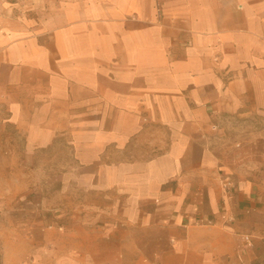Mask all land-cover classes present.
Segmentation results:
<instances>
[{"label":"crops","instance_id":"crops-1","mask_svg":"<svg viewBox=\"0 0 264 264\" xmlns=\"http://www.w3.org/2000/svg\"><path fill=\"white\" fill-rule=\"evenodd\" d=\"M16 2L0 14L1 132L67 147L107 222L163 229L179 259L264 237V174L232 146L264 118V0Z\"/></svg>","mask_w":264,"mask_h":264},{"label":"rangeland","instance_id":"rangeland-1","mask_svg":"<svg viewBox=\"0 0 264 264\" xmlns=\"http://www.w3.org/2000/svg\"><path fill=\"white\" fill-rule=\"evenodd\" d=\"M26 7L0 0L1 15ZM251 124L255 135L231 142L261 179L264 118ZM23 146L18 134L0 131V264H264V237L242 245L238 258L188 253L179 259L163 229L107 222L106 194L86 188L91 169L71 161L67 147L30 152Z\"/></svg>","mask_w":264,"mask_h":264},{"label":"built area","instance_id":"built-area-1","mask_svg":"<svg viewBox=\"0 0 264 264\" xmlns=\"http://www.w3.org/2000/svg\"><path fill=\"white\" fill-rule=\"evenodd\" d=\"M231 184H230V180H226L225 182H223V187L224 188H227V187H230ZM228 222H232L233 219L231 217H227L226 219ZM241 241H242V245L244 246H251L252 244V240H251V237H249V235L245 234L243 236H241Z\"/></svg>","mask_w":264,"mask_h":264}]
</instances>
